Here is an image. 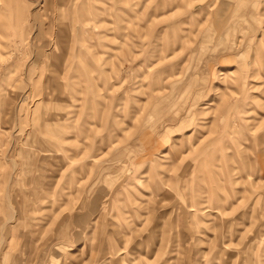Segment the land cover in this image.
I'll return each instance as SVG.
<instances>
[{"label": "rangeland", "instance_id": "1", "mask_svg": "<svg viewBox=\"0 0 264 264\" xmlns=\"http://www.w3.org/2000/svg\"><path fill=\"white\" fill-rule=\"evenodd\" d=\"M0 264H264V0H0Z\"/></svg>", "mask_w": 264, "mask_h": 264}]
</instances>
